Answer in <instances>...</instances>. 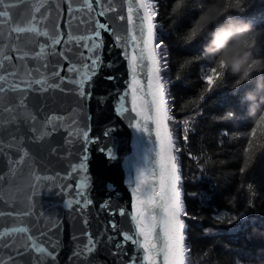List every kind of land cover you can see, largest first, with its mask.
<instances>
[{"label":"snow or ice","instance_id":"snow-or-ice-1","mask_svg":"<svg viewBox=\"0 0 264 264\" xmlns=\"http://www.w3.org/2000/svg\"><path fill=\"white\" fill-rule=\"evenodd\" d=\"M78 2L82 7L74 9L73 0H63V3L67 5L66 11L60 9L59 2H55L53 10L57 15L50 33L47 28L41 30L38 27L43 20L47 19L49 9L45 8V5L48 0H38L34 8L26 7L19 12H14L13 9L19 5H30L32 0H0V155L4 157L7 169L6 172L0 173V203L6 205L4 196L11 197L15 195L16 190H19V186L14 190L10 189L7 192L5 190V185H18V169L22 174L34 171L31 160L25 159L29 153L23 147L24 132H22L21 126H26L29 132H37L39 121H37L36 115L27 109V90L42 91L44 88L33 89V85L48 84V77L24 79L25 75L31 76V70L19 62L25 61L29 57L46 59L48 55H51L54 60L50 76L58 77L59 83L54 82L48 87H60L64 81L74 84L76 88L69 89V91L79 98L78 102L83 106L94 99L93 81L99 74V70L117 63V60H106L105 55L111 57L113 50L118 49L119 57L126 62L130 79L114 97L115 103L112 104V109L118 116L124 115L126 112L135 113V127L149 135L153 133L149 130L148 125H154L155 168L151 171V176L155 179L147 181L149 190L145 192L143 186L146 183L145 174L148 170L139 171L136 177L135 186L132 189L135 202L130 213V220L134 224L133 228L125 232L117 228L115 221L110 220L107 227L118 233L119 238L115 234H107V227L93 236L89 227L87 210L93 205L94 200L91 197V192L88 191L89 177L87 176L86 161L89 145L96 143L97 140L90 135V126L86 122L73 118L69 125L70 128L72 125L75 126L71 135L73 139L79 138L82 148L78 150V162H70L64 177H56V179H71L73 175H77L79 179V183L73 188L75 197L78 198L67 201V204L68 207H72L73 204L78 206L77 210L80 213L83 229L82 232L71 236L70 239L75 242L79 235L85 239L82 243H73L67 260L69 264H105L95 255L99 246L101 254L106 250L108 255L116 257V259L127 256L125 264H158L160 258H162V264H185L187 252L184 236L185 221L181 217L188 216V213L181 201L180 190L177 187L180 176L175 153L178 149L169 127V122L174 118L170 114L161 77L162 54L160 49L163 47V41L156 42L154 21L157 13L154 10V5L151 0H95L96 7L93 8V0H78ZM118 3L126 4V14L108 15L109 12L115 11ZM74 11L86 14L82 19L71 17V13ZM32 13H39L40 19L38 20ZM25 15L29 18L24 21L25 26H21ZM62 15L71 17V19L65 20L66 27H70L73 19H80L81 24L87 25L85 33L81 35H74L70 31L61 33L59 19ZM97 17H106V19L100 20ZM117 20L124 21V24L117 25ZM23 33L48 37L49 43L46 46H41L38 52H33L24 42L29 38L25 37L23 41L21 40L20 34ZM191 36H195V30ZM109 37L112 43L106 47V40ZM62 40L66 45L73 43L77 45L76 51L73 53L71 47L62 46L61 50L57 52L55 46L61 45ZM66 53L73 54L69 56ZM56 57L59 59H55ZM62 60L69 62V66L63 71L76 73L78 78L60 76ZM72 61H76V63ZM77 64L80 67H77ZM43 66L48 67L47 64ZM36 71L39 72V69ZM142 75L146 79H141ZM10 77L12 80L9 79ZM218 78L219 72L216 69H211L210 74L205 76L209 91ZM106 79L115 82L118 77L110 75ZM16 80L20 82H14ZM128 97L131 98L130 108L125 106ZM110 102L111 99H96L97 107L102 103ZM56 119L62 120L63 117H51L47 120V124H52ZM56 130V128L52 129V131ZM44 135H50V133H44ZM103 135L107 137L109 132L106 131ZM252 135L255 136V133ZM73 139L65 140V143L71 145ZM184 139H187L186 135ZM5 149L15 150L18 153L17 158L14 160ZM99 150L105 153L106 159H113L114 154L107 147ZM71 155V151H68L67 156ZM78 174H83V178H79ZM41 179L51 181L54 177L34 176L35 181ZM27 183L36 189L33 195H37L38 185H33L31 178ZM62 187L66 189L71 185L64 184ZM27 199L31 200V196H28ZM101 208L110 216L125 215L124 210L118 205H114L111 199L102 201ZM3 215L4 213L0 212V217ZM8 215L11 218L12 213H8ZM16 215H32V205L27 203L23 208H19ZM236 219L237 217L233 216L228 220V223L231 224ZM2 223L3 221L0 220V224ZM36 231L40 232L45 239H40L34 232L29 234L28 227L0 228V264H45L46 260L51 264H59L57 260L61 250L59 239L47 236L50 228L43 230L37 228ZM17 233L27 234L28 242L3 240V237H13ZM105 235L106 240L102 243L101 236ZM113 240H116L115 244L111 243ZM129 243L137 246L132 249L131 255L125 250V246ZM106 245H110V247L105 248ZM110 264H115V261Z\"/></svg>","mask_w":264,"mask_h":264},{"label":"trees","instance_id":"trees-1","mask_svg":"<svg viewBox=\"0 0 264 264\" xmlns=\"http://www.w3.org/2000/svg\"><path fill=\"white\" fill-rule=\"evenodd\" d=\"M151 2L188 213L185 264H264V0ZM213 4L224 15L205 25L199 17ZM228 16L251 23L255 35L246 79L205 53L212 30ZM211 69L219 78L209 91Z\"/></svg>","mask_w":264,"mask_h":264},{"label":"water","instance_id":"water-1","mask_svg":"<svg viewBox=\"0 0 264 264\" xmlns=\"http://www.w3.org/2000/svg\"><path fill=\"white\" fill-rule=\"evenodd\" d=\"M55 2H59L61 10L66 11L67 5L63 3V0H48L45 8H48L47 19L43 20L38 27L41 30L47 28L49 32H52L55 24V17L57 13L53 10ZM38 3V0H32L30 5H19L14 12L31 7L34 8ZM73 8H80L82 5L78 0H73ZM96 7L95 0H93V8ZM126 4H117L114 12H109L108 15L116 16L118 14H126ZM44 11V9H41ZM40 19L39 13H32ZM86 13L81 11H74L71 13V17H77L82 19ZM68 16H61L59 19V29L61 33L72 32L74 35H81L85 33L87 28L86 24H81L80 19H73L70 27H66L65 20L71 19ZM29 17L24 16V20L21 21V26L24 25ZM97 19L104 20L106 17ZM117 25L124 24V21H116ZM21 40L25 37L29 39L24 41L27 43L28 48L33 52H38L41 46H46L49 43L48 37L37 36L34 33L20 34ZM66 39V36H65ZM157 42V41H156ZM112 43L111 38H107L106 47ZM71 47L73 53L76 51L77 45L74 43L66 45L64 40L61 41V45H56V51L59 52L61 47ZM27 50V49H26ZM50 51V49H49ZM73 53H66L71 56ZM55 59H59L56 57ZM106 60H117V63L111 67L101 68L99 74L93 81V94L94 99L89 103L81 104L78 102L79 98L74 95L69 89H75L76 86L67 81H64L60 87H48V85L59 83L58 77H51L50 72L53 70V60L51 55L47 58L32 59L29 57L25 61L19 63L25 64L26 68L31 70V76L25 75L24 79H43L48 77L47 85H33V89H41L42 91H34L32 89L27 90V109L36 115L39 125L37 126V132L27 131L26 126H21L22 132H24V144L23 147L28 151L29 156L26 160H31L33 172L17 171L18 185H5L6 192L8 190L17 189L15 195L9 197L4 196V203H0V212H3V217L0 220L3 221L0 224V228L7 229L10 227H28L30 229L29 234L33 232L40 239H45L41 236L40 232L36 229H48L47 236L52 239H59L61 243V250L57 257L59 264H69L67 258L72 250L73 243H82L85 239L82 235H79L77 241L73 242L70 237L78 235L82 232L83 226L81 225V217L78 212V206L73 204L72 207H68L67 201L73 200L75 192L73 188L79 183L77 175H73L71 179H56V177H64L66 170L69 167V163H77L78 150L82 148V143L79 142V138L73 139L71 133L74 130V125L70 128L72 119L77 121L86 122L90 128V135L95 137L97 142L89 145L88 157L86 161L87 176L89 177V189L91 197L94 200L92 206L87 210L89 227L91 234L95 236L97 232L102 231L107 227L108 222L115 221L118 229H122L127 232L134 227L133 222L130 220V213L132 212V205L135 202V198L132 194V189L135 186L134 182L141 170L147 169L146 183L143 186V191L147 192V181L154 180L155 177L151 176V171L155 168V135L154 125L149 124V130L153 133H144L137 127H135V113L126 112L124 115H117L113 109L112 104L115 103L114 97L121 89L125 87L130 79L129 70L126 62L123 58L119 57V50L114 49L113 54L109 57L105 55ZM76 63V61H72ZM15 63V61H14ZM47 64L45 68L43 65ZM60 76H71L74 79L78 78L76 73H66L63 69L69 66L68 61H61ZM7 66V65H6ZM77 67H80L77 64ZM39 69V72L36 71ZM116 75L118 79L114 82L106 79L107 76ZM12 80V78H9ZM141 79H146L143 75ZM19 83V80L14 81ZM23 87V85H21ZM103 98L104 100H110V103H102L99 107L96 105V99ZM131 98L128 97L125 106L130 108ZM63 117V119L53 120L52 124H47V120L51 117ZM87 116V119H85ZM42 126V127H41ZM170 127V122H169ZM56 128V131H52ZM171 129V128H170ZM108 131L109 135L105 137L103 134ZM44 133H50V135H44ZM73 139V143L68 145L65 140ZM107 147L114 154L113 159H106L105 153L99 149ZM9 152V155L15 160L18 153L15 150L5 149ZM71 151L72 155L67 156V152ZM6 166L4 164V157L0 155V173L6 172ZM39 175L42 178L44 176H52L53 180L35 181L34 176ZM79 178H83V174H78ZM32 179L33 185H38V194L33 195L36 191L35 188L28 185V179ZM68 184L71 187L64 188L62 185ZM179 188V183L177 185ZM31 196V200L27 197ZM111 199L114 205H118L125 212L124 216H110L101 208V202ZM27 203L32 205V215L18 216L16 212L19 208H23ZM19 206V208H18ZM8 213H12L11 218ZM182 219V217H181ZM159 232V230H157ZM107 234H115L119 238V234L114 232L113 229L107 227ZM26 235L24 233H17L13 237L5 236L3 240H17L22 243H27ZM106 240V235L101 236L102 243ZM116 243V240L111 242ZM110 245H106L105 248H109ZM132 244H127L125 250L129 255L132 254ZM105 264L115 261V264H125L128 257L123 256L120 259H116L111 255H108L107 251L103 254L100 252L98 246L95 254ZM23 259V258H22ZM45 264H51L50 261H45ZM158 264H162V258L158 261Z\"/></svg>","mask_w":264,"mask_h":264},{"label":"clouds","instance_id":"clouds-1","mask_svg":"<svg viewBox=\"0 0 264 264\" xmlns=\"http://www.w3.org/2000/svg\"><path fill=\"white\" fill-rule=\"evenodd\" d=\"M224 15L223 9L213 4L210 10H205L199 17L205 25L215 23ZM212 38L205 47V53L222 62L233 72H241L243 78H247L249 48L255 38L252 25L243 19L226 17L224 23L217 24L212 30ZM249 100H255V96L248 95Z\"/></svg>","mask_w":264,"mask_h":264}]
</instances>
